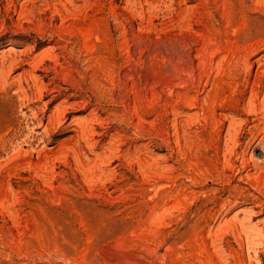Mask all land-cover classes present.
Listing matches in <instances>:
<instances>
[{
    "label": "rangeland",
    "instance_id": "1",
    "mask_svg": "<svg viewBox=\"0 0 264 264\" xmlns=\"http://www.w3.org/2000/svg\"><path fill=\"white\" fill-rule=\"evenodd\" d=\"M0 264H264V0H0Z\"/></svg>",
    "mask_w": 264,
    "mask_h": 264
}]
</instances>
